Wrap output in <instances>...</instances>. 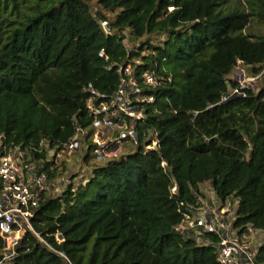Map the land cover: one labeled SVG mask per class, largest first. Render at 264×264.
<instances>
[{
  "label": "trees",
  "instance_id": "1",
  "mask_svg": "<svg viewBox=\"0 0 264 264\" xmlns=\"http://www.w3.org/2000/svg\"><path fill=\"white\" fill-rule=\"evenodd\" d=\"M134 58L138 76L172 78L144 91L155 102L134 127L138 145L86 185L46 194L33 219L44 242L27 232L5 264H220L176 231L205 185L223 206L238 201L235 228L264 233V0H0V136L60 149L82 129L91 144L90 90L114 96ZM239 62L262 85L230 99ZM6 252L0 238V261Z\"/></svg>",
  "mask_w": 264,
  "mask_h": 264
},
{
  "label": "built area",
  "instance_id": "2",
  "mask_svg": "<svg viewBox=\"0 0 264 264\" xmlns=\"http://www.w3.org/2000/svg\"><path fill=\"white\" fill-rule=\"evenodd\" d=\"M103 26L107 28L106 23ZM127 50L130 54L138 52L137 49L130 51L128 47ZM135 59L137 58L120 67L121 84L114 96L103 100L98 92L90 90L87 109L93 119L91 142L94 147L92 152L97 160L117 158V153L129 141L138 145L134 127L146 118L147 106L155 102V96L145 95L144 91L156 90L172 81L170 77L158 75L154 69L138 76L137 69L142 65V59L137 63L134 62ZM158 66L156 62L155 67ZM118 130L125 131L123 137H108ZM88 134L86 130L80 129L78 135L60 149H52L47 141L31 147L9 144L0 136V238L5 241L7 251L0 264L15 257L27 232L40 238L34 230L33 219L49 190L48 172H53L62 155L78 151L81 139ZM157 146V139H154L152 145H147L146 148L153 150ZM90 150L89 147L88 151ZM47 163L50 166L45 171ZM235 219L236 214L233 216L228 202L223 206L219 199L217 203H212L202 198L199 207L190 208L184 214L176 231L195 239L202 246H212L220 264H264L256 262L260 246L258 241H254L261 232L254 227L235 228ZM204 236H215L218 240L212 242ZM61 256L66 264H72L65 255Z\"/></svg>",
  "mask_w": 264,
  "mask_h": 264
},
{
  "label": "rangeland",
  "instance_id": "3",
  "mask_svg": "<svg viewBox=\"0 0 264 264\" xmlns=\"http://www.w3.org/2000/svg\"><path fill=\"white\" fill-rule=\"evenodd\" d=\"M259 31H261L260 25H258L256 22H252L250 26V32L257 33ZM126 36L128 38L126 39L125 44L128 49L130 51L134 49L138 50L141 43L132 40L130 41L128 34H126ZM143 52L144 53L141 55L142 57H146V55L149 53L148 50H144ZM140 59L141 58H137L134 60V62L137 63L140 61ZM261 77H255L248 68L243 67L242 64L239 63L231 76V80L236 82L238 87L235 88L230 85L229 94L233 95L234 97L240 96L242 95V90L244 89H252L253 91L258 92L259 87L262 85ZM124 134L125 131L118 130L108 135V137H123ZM81 142L82 143L80 144V149L78 151L73 152L70 155H62L59 162L57 163V166L54 167L53 172L55 177L49 181V190L47 192L48 196L53 198L60 197L67 191L69 186H72L74 189H78L80 186L86 185L89 180L92 179L95 168L105 165L109 161L115 159L114 157H111L105 161L97 160L92 152L94 148L92 142L89 144L88 142H84L82 139ZM89 147L91 148L90 151H88ZM135 147L136 146L134 143L129 141L128 143H125L123 149L117 153V156L122 157L127 155L131 153ZM87 155L89 157L88 160L85 159ZM202 196L203 200H209L212 203H217L218 201L216 194L209 185H205L202 188ZM228 206L230 207L233 216H235L238 208V201L235 199H230L228 201ZM254 241H258V246L263 245L264 233H258V239Z\"/></svg>",
  "mask_w": 264,
  "mask_h": 264
},
{
  "label": "water",
  "instance_id": "4",
  "mask_svg": "<svg viewBox=\"0 0 264 264\" xmlns=\"http://www.w3.org/2000/svg\"><path fill=\"white\" fill-rule=\"evenodd\" d=\"M233 97H234V96H233ZM233 97H230V99L233 98ZM225 101H227V100H225ZM225 101H224V102H225Z\"/></svg>",
  "mask_w": 264,
  "mask_h": 264
}]
</instances>
